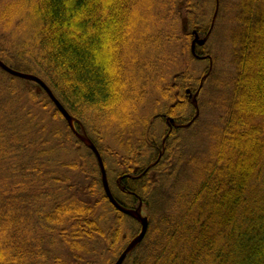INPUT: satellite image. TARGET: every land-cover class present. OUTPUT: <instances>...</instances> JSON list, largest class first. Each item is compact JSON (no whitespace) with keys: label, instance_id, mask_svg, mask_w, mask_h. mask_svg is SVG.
Listing matches in <instances>:
<instances>
[{"label":"trees","instance_id":"trees-1","mask_svg":"<svg viewBox=\"0 0 264 264\" xmlns=\"http://www.w3.org/2000/svg\"><path fill=\"white\" fill-rule=\"evenodd\" d=\"M195 7L0 0V60L52 90L99 150L115 198L148 217L146 236L123 264H264V0L214 2L213 10L235 11L236 73L207 153L186 152L180 139L197 125L207 78L189 66L172 82L169 72L141 78V49L156 26H167L164 39L184 55L195 33L205 38ZM182 20L188 32L180 35ZM169 118L194 121L169 133ZM161 121L168 127L159 138ZM81 147L88 152L70 161ZM138 225L110 202L97 155L45 88L0 67V264H115Z\"/></svg>","mask_w":264,"mask_h":264},{"label":"rangeland","instance_id":"rangeland-1","mask_svg":"<svg viewBox=\"0 0 264 264\" xmlns=\"http://www.w3.org/2000/svg\"><path fill=\"white\" fill-rule=\"evenodd\" d=\"M227 2H232L234 0H225ZM215 0H195L196 7L192 10V18L201 25L202 29L205 31L204 37L206 41L204 45H198V48L206 56L210 57L209 60L194 58L192 51L184 55V51L176 42H169L164 39L167 32V26H156L152 29L150 33L147 44L141 49V78L149 77V75H157L169 72L170 75L168 79L170 82L173 81L174 76L177 75L186 67H190L194 77H203L202 80L207 78L204 84L203 91L199 97V104L202 106L200 109V114L196 118L197 125L190 129L181 130V146L186 152H193L199 156L207 153L210 144V134L215 131L214 128L220 122V116L223 114L221 105L224 104L225 100H228L232 92V77L235 76V48L233 47L230 38L232 36V31L235 28V24L231 22L230 18L235 13V11H226L224 9L213 10ZM213 19V24L211 27L208 26L209 22ZM156 20H159L156 17ZM185 20V19H184ZM188 21V20H185ZM162 33V36L155 40L157 33ZM182 32L187 33L188 27L187 22L181 21L180 24V35ZM186 45H191V43H186ZM201 55V56H203ZM196 57V56H195ZM150 63L151 67L145 64ZM210 67L209 72L204 74V71ZM145 68V72H143ZM147 70V73H146ZM144 74V77H143ZM207 75V76H205ZM203 80V81H204ZM144 85L151 89L153 86V81ZM225 103V105H227ZM163 108V107H162ZM192 110L186 113V117L191 114ZM163 121V120H162ZM158 123V136L167 130L168 127H163L161 123ZM193 123V122H192ZM184 127V126H183ZM187 127V126H185ZM141 127V132H142ZM127 137H133L137 140V135L128 134ZM115 141H110L109 143H114ZM164 147V146H163ZM88 152L86 147H81L75 152L71 153L68 159L71 161L79 157L80 153ZM153 150H148V154L145 157L148 161L153 158ZM115 188L114 183L112 184ZM116 190V188H115ZM143 212V211H142ZM144 214V213H142ZM139 230V225L137 232ZM141 230V227H140ZM138 234V233H137Z\"/></svg>","mask_w":264,"mask_h":264},{"label":"water","instance_id":"water-1","mask_svg":"<svg viewBox=\"0 0 264 264\" xmlns=\"http://www.w3.org/2000/svg\"><path fill=\"white\" fill-rule=\"evenodd\" d=\"M206 41V38H200L199 34H196L193 42H192V54L194 56H196L199 59H204L207 58L208 56L203 55L201 56L200 54H198L196 52V44L198 42V45H204ZM0 67H2L5 71H7L8 73L14 75V76H18L21 78H25V79H32L34 81H37L38 83H40V85H42L45 90L47 91L48 95L51 97V99L54 101V103L56 104V106L58 107V109L63 113V115L65 116V118L68 121V124L70 125L73 133L88 147H90L95 154L98 157L99 163H100V167H101V171H102V177H103V184H104V188H105V192L106 195L108 197V199L110 200V202L113 204V206L120 212L130 215L133 218H135L139 223H141V230L138 233V235L133 239V241L128 245V247L124 250V252L122 253V255L119 257V259L115 262V264H123L125 258L127 257V255L135 248L137 247L144 239V237L146 236L147 230H148V226H149V220L148 217L144 216L142 214V212L139 209L136 208H127L124 205H122L113 195L112 190L110 188V184L108 181V177H107V172L102 160V157L99 153V150L97 149L96 145L85 135L81 134L75 125V121L72 117V115L68 112V110L62 105V103L57 99V97L54 95V93L52 92V90L36 75L33 74H29V73H25V72H21L19 70H16L10 66H8L7 64H5L2 60H0ZM207 76V75H205ZM204 80V79H203ZM202 87V84L200 86V89ZM199 91L195 94V101H197V96L200 92ZM188 92H190V90H188ZM200 111H197V114L194 118V120L199 116ZM171 119V122L173 124H175L174 119ZM193 120V121H194ZM192 121V122H193ZM191 122V123H192ZM191 123L187 124V125H178V126H189ZM172 128V127H171ZM157 162L153 163L150 165V167L154 166ZM142 204V203H141Z\"/></svg>","mask_w":264,"mask_h":264},{"label":"flooded vegetation","instance_id":"flooded-vegetation-1","mask_svg":"<svg viewBox=\"0 0 264 264\" xmlns=\"http://www.w3.org/2000/svg\"><path fill=\"white\" fill-rule=\"evenodd\" d=\"M199 28H200V25H197V26H196V29L199 30ZM197 30H194V31L197 32ZM196 34H197V33H195L194 38H195ZM199 36H200V34H199ZM193 40H194V39H193ZM193 40H192V42H193ZM196 52H197V53L199 52V54L201 53L200 50H198V42H197V44H196ZM201 55H202V53H201ZM205 55H206V54H205ZM190 97L193 98V100H195V94H190ZM170 121H171V119H170ZM178 125H179V124H176V123L173 124L172 122H170V123H169V127H170V128H169V133H170V132L173 130V128H175V127H182V126H178ZM171 127H172V128H171ZM167 137H168V136H167ZM165 140H166V139H164V142H165ZM161 154H162V153H160L159 156H161Z\"/></svg>","mask_w":264,"mask_h":264}]
</instances>
